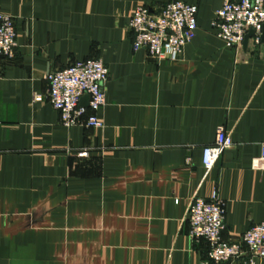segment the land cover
Returning a JSON list of instances; mask_svg holds the SVG:
<instances>
[{
    "label": "crops",
    "instance_id": "obj_1",
    "mask_svg": "<svg viewBox=\"0 0 264 264\" xmlns=\"http://www.w3.org/2000/svg\"><path fill=\"white\" fill-rule=\"evenodd\" d=\"M169 1L0 0L17 44L0 61V264H199L187 211L214 192L223 239L264 222V39L235 52L211 26L226 0H180L197 28L178 59L133 51L134 8ZM87 58L108 69L103 128L65 127L46 77ZM219 127L231 145L205 173Z\"/></svg>",
    "mask_w": 264,
    "mask_h": 264
},
{
    "label": "built area",
    "instance_id": "obj_2",
    "mask_svg": "<svg viewBox=\"0 0 264 264\" xmlns=\"http://www.w3.org/2000/svg\"><path fill=\"white\" fill-rule=\"evenodd\" d=\"M196 14V5L180 0L158 6L138 4L128 23L133 34L132 50H144L154 59L176 61L182 47L194 37ZM211 26L226 47L235 52L241 49L251 29L254 33L249 39L258 44L264 27V0H226L215 11ZM16 46L14 19L0 12V61L14 58ZM46 78L45 97L63 126L103 128L96 111L105 103L108 69L100 59L75 61L63 69L51 71ZM84 96L88 98L87 106L80 104ZM34 99L40 101L42 97L37 95ZM230 145L229 134L219 127L214 142L202 146L201 162L205 173ZM252 167L264 169V143L260 155L252 160ZM225 217L224 201L217 192L207 199L198 196L192 199L187 211L189 238L192 242L204 240L208 247L199 264H259L264 258V222L244 231L239 240L229 241L221 236L226 227Z\"/></svg>",
    "mask_w": 264,
    "mask_h": 264
},
{
    "label": "water",
    "instance_id": "obj_3",
    "mask_svg": "<svg viewBox=\"0 0 264 264\" xmlns=\"http://www.w3.org/2000/svg\"><path fill=\"white\" fill-rule=\"evenodd\" d=\"M253 30H249V32L246 34V36L244 37V40H243V47L246 46L247 42H248V39L250 36L253 35ZM261 39H264V27H263V30H262V34H261ZM87 101H88V98L86 96L82 97L81 100H80V104L81 105H84V106H87Z\"/></svg>",
    "mask_w": 264,
    "mask_h": 264
}]
</instances>
